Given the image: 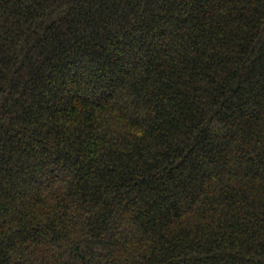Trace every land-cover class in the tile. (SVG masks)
<instances>
[{
  "label": "trees",
  "instance_id": "obj_1",
  "mask_svg": "<svg viewBox=\"0 0 264 264\" xmlns=\"http://www.w3.org/2000/svg\"><path fill=\"white\" fill-rule=\"evenodd\" d=\"M0 264H264V0H0Z\"/></svg>",
  "mask_w": 264,
  "mask_h": 264
}]
</instances>
